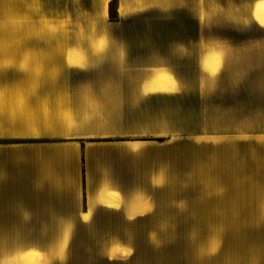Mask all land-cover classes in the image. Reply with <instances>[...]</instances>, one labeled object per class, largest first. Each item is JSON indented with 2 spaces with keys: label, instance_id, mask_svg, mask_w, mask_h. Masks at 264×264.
I'll list each match as a JSON object with an SVG mask.
<instances>
[{
  "label": "crops",
  "instance_id": "0c3cea01",
  "mask_svg": "<svg viewBox=\"0 0 264 264\" xmlns=\"http://www.w3.org/2000/svg\"><path fill=\"white\" fill-rule=\"evenodd\" d=\"M15 2L93 23L0 41V264H264V0Z\"/></svg>",
  "mask_w": 264,
  "mask_h": 264
},
{
  "label": "rangeland",
  "instance_id": "374dc122",
  "mask_svg": "<svg viewBox=\"0 0 264 264\" xmlns=\"http://www.w3.org/2000/svg\"><path fill=\"white\" fill-rule=\"evenodd\" d=\"M15 0H0V41H14V40H38V39H61L70 38H87L83 32L75 30L77 22L81 19L87 23H93L90 16L87 17H66L62 19L58 17H48L45 14H20L19 5ZM260 4L258 15L260 18V11L262 10ZM23 7V3H22ZM36 7V6H35ZM34 7V8H35ZM116 3L113 2L109 6V16H115ZM35 12H39L37 7L33 9ZM79 18V20H78ZM112 18V17H111ZM236 18V17H232ZM261 20V18H260ZM264 22V20H261ZM64 30V31H63ZM64 32V33H63ZM65 35V36H64ZM202 39L212 38H227V39H239V38H263L264 30L259 28H251L245 32L237 31H208L200 33ZM264 199V192H247L245 193V199ZM230 246L239 247H256L259 246V240L253 236L251 232L246 234L243 240H232Z\"/></svg>",
  "mask_w": 264,
  "mask_h": 264
},
{
  "label": "clouds",
  "instance_id": "9594fccd",
  "mask_svg": "<svg viewBox=\"0 0 264 264\" xmlns=\"http://www.w3.org/2000/svg\"><path fill=\"white\" fill-rule=\"evenodd\" d=\"M12 62L9 60L3 61V66L8 67L10 66ZM16 67L22 71V72H31L34 76L39 77L42 72V66L37 60V55L31 51H25L22 58L20 59L19 63L16 65ZM52 78L55 76V71L51 72L49 74ZM34 91V88H33ZM18 103L20 106H23L24 103V97L21 94L18 99ZM47 100L41 101V105L45 108L47 107ZM66 117L70 116V113L64 114ZM152 239L154 240L155 237L152 235ZM210 251H214L213 249H210Z\"/></svg>",
  "mask_w": 264,
  "mask_h": 264
},
{
  "label": "bare ground",
  "instance_id": "6f19581e",
  "mask_svg": "<svg viewBox=\"0 0 264 264\" xmlns=\"http://www.w3.org/2000/svg\"><path fill=\"white\" fill-rule=\"evenodd\" d=\"M262 10L260 11V18L264 20V5H262Z\"/></svg>",
  "mask_w": 264,
  "mask_h": 264
},
{
  "label": "snow or ice",
  "instance_id": "6c2138e0",
  "mask_svg": "<svg viewBox=\"0 0 264 264\" xmlns=\"http://www.w3.org/2000/svg\"><path fill=\"white\" fill-rule=\"evenodd\" d=\"M102 42H103V41H101V43H102ZM213 250L215 251V248H213ZM116 251H120V249H119V248H117V249H116Z\"/></svg>",
  "mask_w": 264,
  "mask_h": 264
},
{
  "label": "trees",
  "instance_id": "16d2710c",
  "mask_svg": "<svg viewBox=\"0 0 264 264\" xmlns=\"http://www.w3.org/2000/svg\"><path fill=\"white\" fill-rule=\"evenodd\" d=\"M112 18H115V16H111Z\"/></svg>",
  "mask_w": 264,
  "mask_h": 264
}]
</instances>
